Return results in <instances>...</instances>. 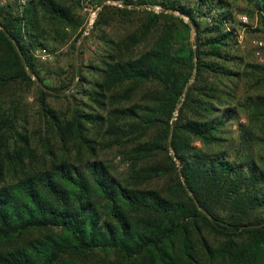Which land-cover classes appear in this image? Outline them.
Instances as JSON below:
<instances>
[{
  "label": "trees",
  "instance_id": "obj_1",
  "mask_svg": "<svg viewBox=\"0 0 264 264\" xmlns=\"http://www.w3.org/2000/svg\"><path fill=\"white\" fill-rule=\"evenodd\" d=\"M81 1L0 4V99L35 77L42 112L77 145V161L22 169L16 181L0 183V264H201L199 253L217 264H264V90H253L264 82V64L239 54L244 24L230 2L92 0L101 6L92 28L101 51L89 66L100 79L88 81L89 93L106 110L74 107L63 122L46 102L34 51L53 50L52 30L54 43L64 42V28L78 25L69 4ZM139 13L126 35L104 32L119 16ZM98 119L131 162L123 177L82 157L85 124ZM12 127L0 113V154L9 153ZM26 150H16V164ZM203 230L224 242L214 247Z\"/></svg>",
  "mask_w": 264,
  "mask_h": 264
},
{
  "label": "rangeland",
  "instance_id": "obj_2",
  "mask_svg": "<svg viewBox=\"0 0 264 264\" xmlns=\"http://www.w3.org/2000/svg\"><path fill=\"white\" fill-rule=\"evenodd\" d=\"M7 0H0V4ZM16 2L19 6L24 4L25 0H10ZM183 3L194 0H181ZM233 7L235 15L244 25L238 27L237 42L239 54L246 61L264 64L261 56L256 54L257 47L255 42L262 40L264 43V10L255 7V3L263 4L264 0H228ZM107 4H117L119 1L107 0ZM72 12L78 22L77 28L67 26L62 33H66L64 42L54 43L55 33L50 32L49 46L53 50L36 49L34 55L42 63L43 83L49 87L47 91L46 102L49 107L62 119L63 122L71 118L74 107L80 110L94 114H102L106 106L98 107L89 93L92 83L98 79V73L90 65H96L101 51L100 40L97 38L98 31H92L94 21L97 18L101 6H96L92 0H82L81 4L70 3ZM155 11H160L159 6H152ZM175 15L178 12H173ZM112 18V13H108ZM184 20H187L184 17ZM141 21V13L134 15L119 16L117 21L111 22L103 27L104 32L111 36L126 35L127 32L133 31ZM80 34V37L78 35ZM77 39L75 46L71 48V43ZM193 38H191L192 40ZM63 40V38H61ZM143 48V45L137 47L136 51ZM264 55V48L262 50ZM264 57V56H262ZM81 68L82 78L76 69ZM36 83L32 84L21 91L14 97L13 90L4 91L0 99V113L6 116L8 124H12L7 139L9 144V153L0 154V183L10 184L17 180L21 170L40 171L49 168L54 162L61 159L77 161L76 158V140L68 132L59 134V127L54 126L50 117L42 112L40 108V90L41 84L34 77ZM88 81L92 82L89 83ZM242 82L240 90L246 88ZM264 90V82L255 85L253 90ZM14 97V98H13ZM45 114V115H44ZM59 123V125L62 124ZM242 122H246L244 115L241 117ZM8 129L5 128L4 131ZM236 130V126H234ZM8 131V130H6ZM3 132V131H2ZM85 134L89 138V148L83 152L82 157L86 159L103 160L109 165L117 176H125L130 169V160L121 152L118 146L111 144L108 139L107 128L104 119H98L97 122H88L85 124ZM27 145V150L21 155L23 163L16 164L13 155L16 150H20L22 145ZM178 162V160H176ZM168 178L156 179L151 186H161ZM203 235L207 242L214 247L221 245L224 238L221 235L210 233L203 230ZM201 264H217V261L206 260L199 253Z\"/></svg>",
  "mask_w": 264,
  "mask_h": 264
},
{
  "label": "built area",
  "instance_id": "obj_3",
  "mask_svg": "<svg viewBox=\"0 0 264 264\" xmlns=\"http://www.w3.org/2000/svg\"><path fill=\"white\" fill-rule=\"evenodd\" d=\"M255 44H256V47H257L256 54L261 56L260 59L264 60V57H262V56H264V55H262V50L264 48L263 41L262 40H258V41L255 42Z\"/></svg>",
  "mask_w": 264,
  "mask_h": 264
}]
</instances>
